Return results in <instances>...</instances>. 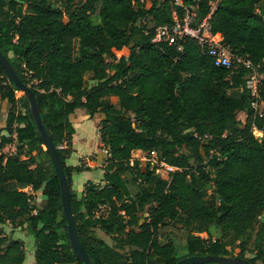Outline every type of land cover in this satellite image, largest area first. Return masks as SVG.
<instances>
[{
    "label": "trees",
    "instance_id": "16d2710c",
    "mask_svg": "<svg viewBox=\"0 0 264 264\" xmlns=\"http://www.w3.org/2000/svg\"><path fill=\"white\" fill-rule=\"evenodd\" d=\"M147 1L0 0V48L34 90L56 146L70 144L59 151L80 239L94 264H176L208 254L264 264V135L253 134L254 127L264 133V112L252 108L256 98L246 87L252 69L216 66L194 39L181 48L153 42L156 26L173 22L175 6ZM212 1H198L200 17ZM216 1L214 33L264 75V6ZM88 72L94 82L86 87ZM259 91L264 102V78ZM3 112L0 264L26 259L24 242L7 235L6 223L34 235L33 264H85L73 250L59 177L30 103L0 64ZM84 117L96 123L108 152L101 180H88L78 197L72 174L89 166L67 158L74 121ZM8 145L15 151L6 152ZM138 151L155 152L156 162L143 166ZM38 193L43 205L35 202ZM170 226L184 234L183 244Z\"/></svg>",
    "mask_w": 264,
    "mask_h": 264
},
{
    "label": "built area",
    "instance_id": "2783aa9c",
    "mask_svg": "<svg viewBox=\"0 0 264 264\" xmlns=\"http://www.w3.org/2000/svg\"><path fill=\"white\" fill-rule=\"evenodd\" d=\"M142 2L144 0H141ZM199 0H172L175 8L172 11V23H166L156 26L153 42H166L169 45H179L188 38L194 39L202 48V51L207 52L214 59L216 66H224L229 69H236L239 66H245L252 69L251 74L247 78L246 87L251 91V94L256 98L252 102V108L258 113L259 106V85L258 78L260 73L251 61L238 56H235L230 48L223 42V38L214 33L212 28V15L217 6V1L211 2L209 13L204 16H199ZM147 2H150L149 0ZM260 131V130H259ZM59 148H63L62 145ZM108 150L105 149V153ZM155 163L154 161L151 162ZM169 171L174 168L161 163Z\"/></svg>",
    "mask_w": 264,
    "mask_h": 264
},
{
    "label": "rangeland",
    "instance_id": "374dc122",
    "mask_svg": "<svg viewBox=\"0 0 264 264\" xmlns=\"http://www.w3.org/2000/svg\"><path fill=\"white\" fill-rule=\"evenodd\" d=\"M150 5V2L147 3V6ZM260 7L264 6V0H260L259 4ZM152 24V23H151ZM122 54L124 55H128L129 54V50L127 48H124L121 51ZM264 78V75L260 73L259 78H258V85L259 88L262 84V80ZM94 82L93 79V73L92 72H88L85 75V86L89 87L92 83ZM112 103H117L118 102V98L116 96H112L110 98ZM6 107V105L4 106ZM258 114H261L264 112V102L263 101H259V106H258ZM3 117H5V112L1 113V120L3 119ZM246 113L243 111H239L237 112V118L242 120L243 122L246 120ZM2 128H0V136L2 134L1 132ZM253 134L255 135V137L258 140H261L263 138L264 133L262 131H259L257 128H253ZM87 140H88V144H90V147L86 150V153H92V151H97L98 154L101 156L99 157V159L95 158V153H92L90 155H88L89 160H95V161H101V163L103 164L104 161V148L103 145L100 147L98 144L100 142L101 139H99V137L97 136V130L95 127H92V131L90 133H88L87 135ZM90 142V143H89ZM63 148H67L70 149V144H68L67 142H64L62 144ZM15 151V146L13 145H8L6 147V152L12 153ZM96 154V155H98ZM136 158L139 159L142 162V165L145 166L148 164V162H156L157 157H156V153L155 152H147V151H138L136 153ZM68 159V158H67ZM85 160L84 159H80V161L78 162L80 165L81 163L85 164ZM152 164V163H151ZM76 166V165H74ZM89 169H84L81 172H73L72 174V180H73V185L72 188L74 190V192L77 194L78 197H81L84 193L85 190V185L86 182L88 180H93L94 182H99L102 178V171H101V164L100 163H95V162H90L88 161V165ZM100 166V167H99ZM86 167V165H85ZM100 168V169H99ZM73 175H75V180L73 179ZM90 178V179H88ZM35 202H37V204L39 205H43L45 203V196L42 193H38L36 198H35ZM149 208V207H147ZM148 209L145 210V212H143V216H147L148 215ZM176 226H181L180 224H177ZM3 228L5 230V232L7 233V235L9 236H14V238L19 237L24 239L25 241V257H26V262H30V261H34L35 260V237L34 235L28 231V229L24 226H12L10 223H6L5 225H3ZM170 229H172L174 231V234L177 236V241L179 244H183L184 243V234H182L177 228L178 227H169ZM172 230H170V232H172ZM96 234L103 238L104 240H106L109 244L114 245L115 242L114 240L106 235L103 231L97 229L96 230ZM212 235L213 238H218L221 236L220 233V229L218 227H213L212 228ZM201 236H206V234L202 233ZM124 250H127V248H125ZM186 254V250L184 247H182L179 250V256H182ZM263 264V263H261Z\"/></svg>",
    "mask_w": 264,
    "mask_h": 264
},
{
    "label": "water",
    "instance_id": "95a60500",
    "mask_svg": "<svg viewBox=\"0 0 264 264\" xmlns=\"http://www.w3.org/2000/svg\"><path fill=\"white\" fill-rule=\"evenodd\" d=\"M0 64L6 71L11 82L17 87L19 94L24 95L29 103L33 114V120L40 131L41 138L47 147L50 158L53 162L54 168L58 174L60 181L61 197L63 204L64 217L68 222L69 237L73 250L77 257L85 264H94L86 248L84 247L75 223L74 214L71 208L70 186L65 174L64 164L60 155L59 147L54 143L51 135L44 124L41 117V107L36 99L34 90L27 85L17 73L14 65L2 52L0 48ZM208 262L222 263V264H253L246 258L222 255H190L178 260L176 264H204Z\"/></svg>",
    "mask_w": 264,
    "mask_h": 264
},
{
    "label": "crops",
    "instance_id": "0c3cea01",
    "mask_svg": "<svg viewBox=\"0 0 264 264\" xmlns=\"http://www.w3.org/2000/svg\"><path fill=\"white\" fill-rule=\"evenodd\" d=\"M237 90L236 89L234 91V93L237 94ZM1 117V116H0ZM5 119L3 117V119L1 120L0 118V128H2L5 124ZM74 127H75V133L73 134V140H72V154L68 157L67 159V164L69 165H78L80 159H84L85 165H88V161L90 162H95V163H101V161H95V160H89L88 155L95 153V158L99 159V157H101L97 151H92V153H86V150L90 147V144H88V140H87V135L88 133H90L92 131V127H95L97 130V136L100 139V131L99 128L96 126V123L93 122L92 120L88 119L87 117H84V119L79 120V121H74ZM90 143V142H89ZM100 147L102 146V142L100 140L99 144ZM104 149V154H105V148H101ZM98 154V155H96ZM105 158V157H104ZM75 178V175H73V179ZM90 179V178H88ZM75 180V179H74ZM14 238V236H11ZM14 239H19L22 240L24 242V248H25V241L22 238L16 237ZM36 247V244H35ZM36 250V249H35ZM35 262L34 261H30V262H26V259L24 261L23 264H33Z\"/></svg>",
    "mask_w": 264,
    "mask_h": 264
}]
</instances>
